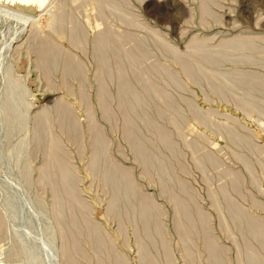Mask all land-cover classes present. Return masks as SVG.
<instances>
[{"label": "rangeland", "instance_id": "rangeland-1", "mask_svg": "<svg viewBox=\"0 0 264 264\" xmlns=\"http://www.w3.org/2000/svg\"><path fill=\"white\" fill-rule=\"evenodd\" d=\"M69 259L264 264V0H0V264Z\"/></svg>", "mask_w": 264, "mask_h": 264}, {"label": "bare ground", "instance_id": "bare-ground-1", "mask_svg": "<svg viewBox=\"0 0 264 264\" xmlns=\"http://www.w3.org/2000/svg\"><path fill=\"white\" fill-rule=\"evenodd\" d=\"M92 6H93V5H92ZM36 20H37V19H36ZM87 21H89V20H87ZM33 22H34V21H33ZM90 22H91V21H90ZM73 31H74V30H73ZM77 31H78V30H77ZM76 33H77V32H76ZM74 34H75V33H74ZM106 34H107V33H106ZM109 34H111V33H109ZM75 35H76V34H75ZM77 35H78V34H77ZM77 35H76V36H77ZM111 36H112V35H111ZM71 37H72V36H71ZM100 37H101V35H100ZM78 38H79V36H78ZM101 38H102V37H101ZM71 39H72V38H71ZM103 39H104V38H103ZM105 39H106V38H105ZM109 39H110V38H109ZM77 40H79V39H77ZM110 40H111V39H110ZM113 40H114V39H113ZM102 41H103V40H102ZM108 41H109V40H108ZM99 42H100V40H99ZM111 42H113V41L111 40ZM110 44H111V43H110ZM113 44H114V43H113ZM97 45H99V44H97ZM101 45H102V44H101ZM104 45H106V44H104ZM107 46H108V43H107ZM109 46L112 47V44L109 45ZM113 46H114V45H113ZM96 47L98 48V46H96ZM102 47H103V46H102ZM109 48H110V47H109ZM104 49H105V48H104ZM113 49H114V48H113ZM97 50H98V49H97ZM115 50H116V49H115ZM104 51H105V50H104ZM98 52H99V50H98ZM100 52H101V50H100ZM116 53H117V52H116ZM98 54H99V53H98ZM100 54H101V53H100ZM101 55H102V54H101ZM106 55H109V54H106ZM43 56H44V55H42V57H43ZM51 56H52V54H51ZM54 56H55V55H54ZM54 56H53V57H54ZM102 58H103V57H102ZM105 58H106V57H105ZM107 58H108V57H107ZM52 59H53V58H52ZM52 59H51V60H52ZM44 60L46 61V59H44ZM101 60H102V59H101ZM105 61H106V60H105ZM52 62H53V60H52ZM45 63H46V62H45ZM100 63H102V62H100ZM103 64H104V63H103ZM103 64H101V65H103ZM106 64H108V63L106 62ZM106 64H105V65H106ZM53 66H54V65H53ZM46 67H47V66H46ZM54 67H55V66H54ZM101 67H102V66H100V68H101ZM48 68H49V67H48ZM48 68H46V70H47ZM106 68H107V67H106ZM54 69H55V68H54ZM78 70H79V69H78ZM101 70H102V68H101ZM106 70H107V69H106ZM48 72H49V71H48ZM48 72H47V73H48ZM100 72H101V71H100ZM107 72H108V71H107ZM107 72H106V73H107ZM50 73H51V72H49V75H48V76H50ZM51 74H52V73H51ZM100 89H101V88H100ZM105 90H106V89H105ZM102 92H103V91H102ZM105 92H106V91H105ZM102 94H103V93H102ZM102 94H101V95H102ZM121 95H122V94H121ZM123 95H124V92H123ZM125 96H126V95H125ZM126 98H127V97H126ZM102 99H103V97H102ZM105 99H106V98H105ZM101 101H102V100H101ZM107 101H108V100H107ZM123 107H125V106H123ZM64 110H66V108H65ZM62 112H63V109H62ZM65 113H66V112H64L63 115H66ZM69 116H70V115H69ZM60 117H61V116H60ZM71 119H72V118H71ZM128 119H129V121H130L131 117H128ZM63 120H64V118H63ZM131 121H132V120H131ZM67 122H68V121H67ZM68 123H69V122H68ZM68 123H67V125H68ZM127 123H128V120H127ZM130 123L132 124V122H130ZM127 126H128V125H127ZM38 127H39V126H38ZM66 127H67V126H66ZM69 127H70V125H69ZM73 127H74V125H73ZM129 127H130V126H129ZM75 128H76V126H75ZM127 129H128V128H127ZM36 130H37V129H36ZM41 130H42V129H41ZM67 130H69L68 127H67ZM77 130H78V129H77ZM69 131H70V130H69ZM127 132H129V130H128ZM74 133H76V132H74ZM129 133H130V132H129ZM36 135H37V134H36ZM56 149H58V148L56 147ZM58 150H59V149H58ZM53 151H54V150H53ZM59 151H60V150H59ZM97 153H98V152H97ZM59 155H60V154H59ZM56 156H57V155H56ZM58 158H59V157H58ZM59 159H62V158H59ZM147 159L149 160L148 157H147ZM147 159H146V160H147ZM60 162H61V160H60ZM62 162H63V160H62ZM160 163H161V162H160ZM159 165H161V164H159ZM46 169H47V168H46ZM44 170H45V169H44ZM107 171H108V170H107ZM108 173H109V172H108ZM43 174H44V173H43ZM113 175H114V174H113ZM114 196H115V195H114ZM115 198H116V197H115ZM70 209H71V208H70ZM78 215H79V214H78ZM72 217H73V216H72ZM72 217H71V218H72ZM71 218H70V220H71V221H74V220H72L73 218H72V219H71ZM71 221H70V224H71ZM241 221H242V220H241ZM190 222H191V221H190ZM72 223H74V222H72ZM238 224H240V223H238ZM67 225H68V224H67ZM72 225H73V224H72ZM74 226H75V225H74ZM68 227H69V226H68ZM68 227H67V228H68ZM79 227H81V226H79ZM242 227H243V226H242ZM75 228H77V226H76ZM71 231H72V230H71ZM71 231H70V233H71ZM76 231L78 232V231H79V228H78V230H76ZM72 233H73V232H72ZM72 233H71V234H72ZM71 234H70V235H71ZM73 235H74V234H72V236H73ZM65 236H66V235H65ZM72 236H71V237H72ZM73 238H74V237H73ZM67 239H68V238H67ZM74 239H75V238H74ZM74 239H73V240H74ZM68 241H69V240H68ZM262 241H263V240H262ZM99 242H100V241H99ZM79 244H80V243H79ZM80 245H81V244H80ZM67 246H68V242H67ZM67 246H66V248L69 247V246H68V247H67ZM72 246H74L73 243H72ZM75 246H76V245H75ZM78 246H79V245H78ZM75 248H77V247H75ZM68 249H69V248H68ZM76 250H77V249H76ZM68 251H70V249H69ZM68 251H67V252H68ZM74 252H75V251H74ZM71 253H72V252H71ZM101 253H102V252H101ZM68 254H70V252H69ZM103 254H104V253H103ZM108 255H109V253H108ZM70 256H71V255H70ZM70 256H69V258H70ZM67 257H68V256H67ZM106 257H107V255H106ZM106 257H105V258H106ZM70 259H72V261L74 260L72 257H71ZM70 259H69V260H70ZM100 259H101V258H100ZM102 259H103V258H102ZM108 259H109V258H108ZM103 260H104V259H103ZM109 260H110V259H109ZM70 261H71V260H70ZM70 261H69V262H70ZM72 261H71L70 263L73 264ZM100 262H101V261H100ZM103 262H104V261H103ZM108 262H111V260L108 261ZM101 263H102V262H101ZM104 263H105V262H104Z\"/></svg>", "mask_w": 264, "mask_h": 264}]
</instances>
